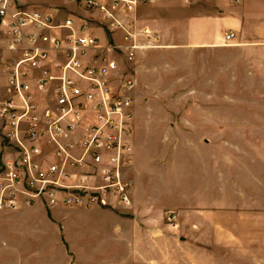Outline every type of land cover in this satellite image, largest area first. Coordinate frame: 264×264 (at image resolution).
<instances>
[{
  "label": "crops",
  "instance_id": "crops-1",
  "mask_svg": "<svg viewBox=\"0 0 264 264\" xmlns=\"http://www.w3.org/2000/svg\"><path fill=\"white\" fill-rule=\"evenodd\" d=\"M14 2L86 23L105 46L124 43L121 29L110 31L88 16L80 0ZM130 15L121 18L154 31L156 45L133 61L117 51L102 53L118 58L136 79L129 92L131 162L124 169L133 182L131 204L48 207L23 200L0 209V264H174L173 224L166 214L176 210L175 195L181 197L177 206L197 219L192 224L209 223L214 236L226 232L230 243L220 242L231 254L245 249L240 228L259 226L250 220L259 212L256 204L240 200L264 197V0H155ZM228 32L235 33L231 40ZM5 41L4 52L14 57ZM6 87L4 59L1 98L8 97ZM4 131L0 118V161L11 152ZM224 182L233 207L220 203ZM224 213L232 216L225 231Z\"/></svg>",
  "mask_w": 264,
  "mask_h": 264
},
{
  "label": "built area",
  "instance_id": "built-area-1",
  "mask_svg": "<svg viewBox=\"0 0 264 264\" xmlns=\"http://www.w3.org/2000/svg\"><path fill=\"white\" fill-rule=\"evenodd\" d=\"M155 0H80L125 32L123 48L103 45L86 23L57 19L41 9L0 0V28L15 53L5 61L8 97H0V118L10 155L0 161V209L21 201L48 207H113L110 198L130 201L133 133V71L103 54L132 60L144 27L125 26L122 14ZM226 34V40L234 38ZM49 100L41 102L39 95ZM72 180L73 183H65ZM90 182V183H89Z\"/></svg>",
  "mask_w": 264,
  "mask_h": 264
},
{
  "label": "rangeland",
  "instance_id": "rangeland-1",
  "mask_svg": "<svg viewBox=\"0 0 264 264\" xmlns=\"http://www.w3.org/2000/svg\"><path fill=\"white\" fill-rule=\"evenodd\" d=\"M82 5V3H80ZM83 6V5H82ZM83 8L86 9L84 6ZM88 13V12H87ZM131 14V13H130ZM129 14L128 17L131 15ZM88 16L95 18V19H101V22L104 24H107L110 31L121 29L123 31V45H118L120 47H125L127 43L125 42V32L121 27L114 26L113 22H111L110 19L105 18L103 16L102 11L97 9H90V13H88ZM120 21L125 25H132L135 26L138 30L142 29V27L137 25V22L134 18H128L126 21L121 18ZM145 27V26H143ZM6 34L3 33V31L0 30V62H3V60L8 58V54L4 52V40H8V37L5 36ZM142 35V34H141ZM5 41V43H6ZM156 33L153 31V35L150 37L137 36V43L140 45L138 49L135 50L134 58L130 61H133L137 54L140 52V50L143 49H149L156 45ZM11 58V57H9ZM125 68V67H124ZM233 135H242L245 134H230V133H224L222 136H233ZM253 135V134H250ZM258 139L262 140L261 136H258ZM131 181L130 179H127ZM65 183H73L72 180H65ZM90 183V182H89ZM226 182L223 183V192L224 195L221 197V204L225 207H233L234 203H232L231 198L225 196L227 193L226 189ZM132 192H133V182L131 181V194H130V201L128 203L121 202L118 198H110L111 204L113 206H119V205H126L129 206L132 201ZM260 195H262V192L260 191ZM174 198L177 201V204L179 203L178 200H181V197ZM174 197V196H173ZM172 199V196L171 198ZM169 199V200H170ZM240 203L243 204V206L250 204L255 205L256 204V210H259V212L252 214V218H248V220L254 221H260L259 226L257 225H248V226H242L240 228L239 233L242 235L244 234L245 238L244 245L245 249L243 248V251H239L237 254H231L229 245H224V243L220 242V239H225L224 241L229 244L230 237H225L223 233V237H221L219 234L218 236H214V232L210 229V225L204 223L203 226H197L192 224V222L196 223L197 219L192 220L190 219L188 215V211L186 208L178 207L177 204H175L176 207H174L176 210L169 211L166 214V221L170 224H173V231H174V237H175V244H174V264H264V247L261 243H259L261 235L258 234L261 233L263 222H264V197H243L240 200ZM182 205V203H181ZM59 206V205H58ZM56 207V206H54ZM224 207V208H225ZM188 209V208H187ZM263 211V212H262ZM197 214V213H195ZM186 216V218H184ZM189 217V218H188ZM203 219H205L203 217ZM234 219V217H233ZM189 220V222H188ZM209 220V219H207ZM222 220L225 222V225L222 226L223 231L226 230V228L231 225L230 220H232V216L230 213H224V217H222ZM188 222V223H187ZM191 222V223H190ZM191 225H190V224ZM260 235V237H259ZM201 242V244H199ZM228 246V247H227ZM240 248H242V245H239ZM224 252L228 253L227 258H224ZM238 257V260H231L229 258ZM166 263V262H165ZM172 262L169 261V264Z\"/></svg>",
  "mask_w": 264,
  "mask_h": 264
}]
</instances>
